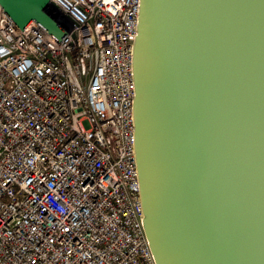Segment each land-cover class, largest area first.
Masks as SVG:
<instances>
[{
  "label": "built area",
  "instance_id": "1",
  "mask_svg": "<svg viewBox=\"0 0 264 264\" xmlns=\"http://www.w3.org/2000/svg\"><path fill=\"white\" fill-rule=\"evenodd\" d=\"M67 29L0 5V264H157L136 158L141 0H50Z\"/></svg>",
  "mask_w": 264,
  "mask_h": 264
},
{
  "label": "water",
  "instance_id": "2",
  "mask_svg": "<svg viewBox=\"0 0 264 264\" xmlns=\"http://www.w3.org/2000/svg\"><path fill=\"white\" fill-rule=\"evenodd\" d=\"M67 33L50 0H0ZM134 117L157 264H264V0H141Z\"/></svg>",
  "mask_w": 264,
  "mask_h": 264
}]
</instances>
